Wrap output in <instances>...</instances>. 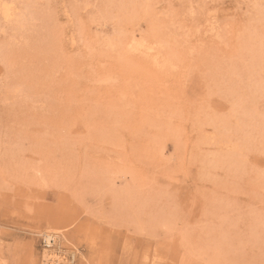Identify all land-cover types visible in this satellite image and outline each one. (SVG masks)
<instances>
[{
	"label": "rangeland",
	"instance_id": "obj_1",
	"mask_svg": "<svg viewBox=\"0 0 264 264\" xmlns=\"http://www.w3.org/2000/svg\"><path fill=\"white\" fill-rule=\"evenodd\" d=\"M49 251L264 264V0H0V264Z\"/></svg>",
	"mask_w": 264,
	"mask_h": 264
},
{
	"label": "bare ground",
	"instance_id": "obj_2",
	"mask_svg": "<svg viewBox=\"0 0 264 264\" xmlns=\"http://www.w3.org/2000/svg\"><path fill=\"white\" fill-rule=\"evenodd\" d=\"M6 3V2H5ZM3 6V8H2V10L4 9V14H5V16L6 17H10V16H12V8L10 7V5H8L7 3L6 4H4V5H2ZM14 16V15H13ZM12 16V17H13ZM136 41V40H135ZM135 49H137V50H140V49H142L143 47H145V45L144 44H141L140 42L139 43H137V44H135L134 46H133ZM147 50H151L152 48L150 47H147L146 48ZM229 142V141H228ZM232 156V158L233 159H235V161H236V159H237V155H231ZM233 161V160H232ZM84 227V226H83ZM93 229V228H92ZM88 237V236H87ZM108 237V236H107ZM53 238V240H56L55 238H54V236L53 235H51V234H47V240H48V242H50V240ZM93 239V238H92ZM88 240V239H87ZM50 244H51V242H50ZM45 259V264H67L66 263V261L64 260V258L62 257V255L61 254H59V253H56L55 251H49L46 255H45V257H44ZM149 259V258H148Z\"/></svg>",
	"mask_w": 264,
	"mask_h": 264
}]
</instances>
